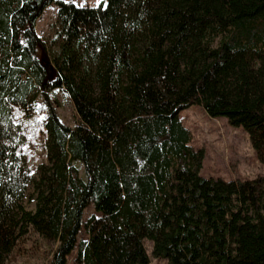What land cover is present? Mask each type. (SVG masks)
I'll use <instances>...</instances> for the list:
<instances>
[{"label": "trees", "instance_id": "1", "mask_svg": "<svg viewBox=\"0 0 264 264\" xmlns=\"http://www.w3.org/2000/svg\"><path fill=\"white\" fill-rule=\"evenodd\" d=\"M52 4L55 78L36 31ZM36 89L65 90L76 125L51 104L40 118ZM192 105L247 132L264 165V0H0V264L27 226L59 241L50 264H150L146 239L169 264H264V175H201ZM40 137L34 178L23 149Z\"/></svg>", "mask_w": 264, "mask_h": 264}, {"label": "rangeland", "instance_id": "2", "mask_svg": "<svg viewBox=\"0 0 264 264\" xmlns=\"http://www.w3.org/2000/svg\"><path fill=\"white\" fill-rule=\"evenodd\" d=\"M81 5L97 6L104 0H73ZM58 7L56 4L47 6L36 22V31L43 38L45 46L40 50V59L48 68L49 76L55 78L57 67L53 54L57 53L61 39L58 36ZM39 107L38 116L47 117L48 104L53 105L62 121L71 127L76 125L78 117L74 103L69 94L62 89L50 92L35 90ZM184 124L191 129L192 145L205 150V159L201 175L222 177L226 180L252 179L264 175V165L260 162L253 148L250 136L242 128H235L227 118L211 117L201 105H192L180 112ZM41 137L37 146H26L23 149V160L27 170L34 178L39 176V165L46 162V153L41 146ZM75 164L84 177V167L79 161ZM27 210L37 208V194L33 184H29L23 198ZM90 207L85 211V219L94 213ZM58 240L47 241L39 233L27 226L19 234L13 250L8 254L5 264H50L53 251ZM145 246L151 257L150 264H169L167 260L153 255V243L146 239ZM74 254L69 257L68 264H73Z\"/></svg>", "mask_w": 264, "mask_h": 264}]
</instances>
